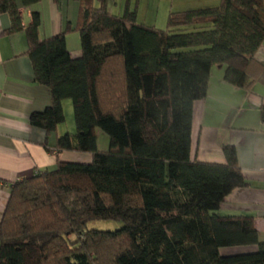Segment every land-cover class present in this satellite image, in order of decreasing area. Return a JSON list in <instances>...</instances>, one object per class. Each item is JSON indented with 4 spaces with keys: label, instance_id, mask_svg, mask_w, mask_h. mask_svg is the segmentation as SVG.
Masks as SVG:
<instances>
[{
    "label": "trees",
    "instance_id": "16d2710c",
    "mask_svg": "<svg viewBox=\"0 0 264 264\" xmlns=\"http://www.w3.org/2000/svg\"><path fill=\"white\" fill-rule=\"evenodd\" d=\"M39 1L0 0L8 32H25L35 79L51 92L30 123L54 133L71 99L76 131L57 137L56 148L93 160L60 161L13 183L0 264H264L254 217L218 212L234 189L250 185L235 146H223L226 163L192 157L194 103L206 97L212 68L226 65L225 80L245 91L264 85L256 59L264 0L170 11L166 29L138 22L129 7L112 13L110 0H80L77 58L67 30L40 39L38 11L24 28L20 7ZM260 116L264 122V102ZM97 129L109 137L107 150ZM96 220L122 226L89 228Z\"/></svg>",
    "mask_w": 264,
    "mask_h": 264
},
{
    "label": "crops",
    "instance_id": "0c3cea01",
    "mask_svg": "<svg viewBox=\"0 0 264 264\" xmlns=\"http://www.w3.org/2000/svg\"><path fill=\"white\" fill-rule=\"evenodd\" d=\"M110 3L116 5L112 12ZM130 0H110L112 13L122 15ZM80 0H40L32 6H21L24 28L32 22L33 11L41 16V40L67 30L66 44L72 57L82 55L79 32ZM123 11V12H122ZM138 14V10H136ZM145 24V23H144ZM153 26L151 24H146ZM11 17L0 14V224L14 182L34 175L37 171L55 168L60 161L92 162L90 153L58 151L57 137L71 128L60 124L52 134L30 123L32 113L51 104L48 86L35 79L28 55L24 31L9 33ZM264 64V43L256 53ZM226 65L212 68L207 95L194 103L192 124V157L205 162L226 163L225 144L237 151L238 163L247 187L234 189L222 202L221 215H252L259 239L264 241V122L260 107L264 102V85L256 83L251 91L232 85L225 80ZM64 100V109L70 104ZM100 150H107L109 137L96 130ZM255 246L222 249L234 254L254 251Z\"/></svg>",
    "mask_w": 264,
    "mask_h": 264
},
{
    "label": "rangeland",
    "instance_id": "374dc122",
    "mask_svg": "<svg viewBox=\"0 0 264 264\" xmlns=\"http://www.w3.org/2000/svg\"><path fill=\"white\" fill-rule=\"evenodd\" d=\"M131 10H138L137 21L140 23L151 24L160 29H166L168 26V17L170 11H183L189 9L218 6L221 0H130ZM112 12L116 7L110 3ZM123 12V11H122ZM118 14V13H117ZM70 104V110L66 107V120L62 127L71 128L76 131L74 119V108L71 99H67ZM122 226V222L114 220H96L89 224V228H97L101 230H116ZM229 249V248H223ZM231 249V248H230Z\"/></svg>",
    "mask_w": 264,
    "mask_h": 264
}]
</instances>
